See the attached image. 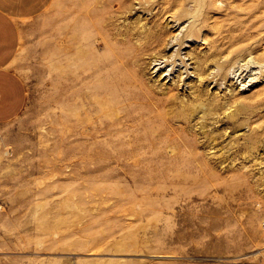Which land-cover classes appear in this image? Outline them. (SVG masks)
<instances>
[{
    "label": "rangeland",
    "instance_id": "1",
    "mask_svg": "<svg viewBox=\"0 0 264 264\" xmlns=\"http://www.w3.org/2000/svg\"><path fill=\"white\" fill-rule=\"evenodd\" d=\"M0 125V264H264V0H54Z\"/></svg>",
    "mask_w": 264,
    "mask_h": 264
},
{
    "label": "crops",
    "instance_id": "2",
    "mask_svg": "<svg viewBox=\"0 0 264 264\" xmlns=\"http://www.w3.org/2000/svg\"><path fill=\"white\" fill-rule=\"evenodd\" d=\"M54 0H0V125L21 115L27 104V87L16 60L29 23Z\"/></svg>",
    "mask_w": 264,
    "mask_h": 264
}]
</instances>
